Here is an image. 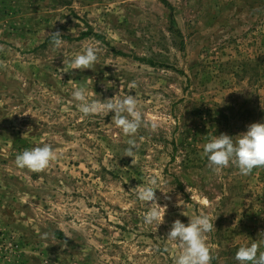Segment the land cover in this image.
<instances>
[{
  "label": "rangeland",
  "instance_id": "obj_1",
  "mask_svg": "<svg viewBox=\"0 0 264 264\" xmlns=\"http://www.w3.org/2000/svg\"><path fill=\"white\" fill-rule=\"evenodd\" d=\"M89 44L98 64L69 71ZM76 86L102 102L134 95L144 124L128 137L113 113L83 117ZM255 122L264 0H0V264H174L171 223L200 212L217 229L206 236L212 264H239L252 242L264 251V167L212 171L203 157L210 136ZM45 143L56 153L47 169L15 165ZM151 177L167 205L158 227L134 195Z\"/></svg>",
  "mask_w": 264,
  "mask_h": 264
},
{
  "label": "clouds",
  "instance_id": "obj_2",
  "mask_svg": "<svg viewBox=\"0 0 264 264\" xmlns=\"http://www.w3.org/2000/svg\"><path fill=\"white\" fill-rule=\"evenodd\" d=\"M49 35L52 46L59 49L63 44L62 34L57 31ZM98 52L95 45L89 44L80 52L71 55L66 65L63 63L69 71L93 69L99 61ZM132 87H135L134 83ZM71 97L83 117L99 112L113 113L112 122L128 137H134L144 124L143 114L137 110V99L134 95L106 99V102H102L90 99L86 87L76 86L71 91ZM127 143L126 156L134 157L138 145L131 138ZM203 157L207 159L212 171H219L233 165L241 175L246 176L254 169L264 167V122L252 123L247 126L246 131L235 136L228 134L210 136L203 145ZM55 159L54 149L45 143L19 152L14 163L18 168L41 172L47 169ZM157 184V179L151 177L147 182L135 187L136 201L147 205L143 213L146 226L155 224L158 227L164 222L166 211L162 217V210H166L167 205L161 206L157 203L156 190L159 189ZM178 203L180 204V201ZM214 230H217L214 221L204 212L192 216L187 224L180 219L174 220L167 233V239L179 242L181 247V251L174 258V264H212L214 257L206 236ZM49 235L44 233L42 238H47ZM260 247L258 242L241 245L236 251L235 259L239 264H264V251H260Z\"/></svg>",
  "mask_w": 264,
  "mask_h": 264
}]
</instances>
